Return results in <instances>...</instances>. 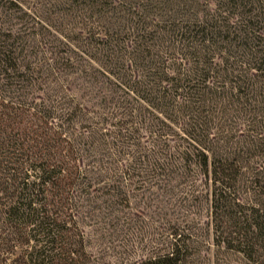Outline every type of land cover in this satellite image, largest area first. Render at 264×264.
Masks as SVG:
<instances>
[{
    "label": "trees",
    "instance_id": "obj_1",
    "mask_svg": "<svg viewBox=\"0 0 264 264\" xmlns=\"http://www.w3.org/2000/svg\"><path fill=\"white\" fill-rule=\"evenodd\" d=\"M198 173L209 242L88 250L81 218ZM202 244L264 264V0H0V264L221 263Z\"/></svg>",
    "mask_w": 264,
    "mask_h": 264
},
{
    "label": "rangeland",
    "instance_id": "obj_2",
    "mask_svg": "<svg viewBox=\"0 0 264 264\" xmlns=\"http://www.w3.org/2000/svg\"><path fill=\"white\" fill-rule=\"evenodd\" d=\"M33 1L23 0L29 5ZM201 178L199 173L187 175L184 181H180L178 176H173L161 191L132 190L129 193V201L120 205L119 210L113 211L110 218L115 220L111 225L105 223L108 217H104V221H99L102 218L101 213L81 218L80 224L88 250L93 253L100 252L102 259L109 261L114 251L111 248L105 249L106 245L111 246L120 242L127 247L138 249L140 245L146 244L147 240L155 237L160 220L178 223L199 222V228L195 225L193 230L198 234L199 239L209 242L210 234L205 224L209 215L203 198L207 187L200 183ZM151 193H159L158 198L151 196ZM195 194H198L197 197H193ZM102 249L104 253L101 252ZM198 252L202 255L208 254L212 259V254L214 258L217 256V262H221L219 264H234V254L229 251L215 250V247H212L206 252L202 244Z\"/></svg>",
    "mask_w": 264,
    "mask_h": 264
}]
</instances>
